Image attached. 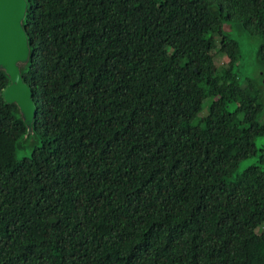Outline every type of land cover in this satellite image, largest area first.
Segmentation results:
<instances>
[{"label": "trees", "instance_id": "trees-1", "mask_svg": "<svg viewBox=\"0 0 264 264\" xmlns=\"http://www.w3.org/2000/svg\"><path fill=\"white\" fill-rule=\"evenodd\" d=\"M27 1L37 110L0 69V264H264V75L228 31L264 66V0Z\"/></svg>", "mask_w": 264, "mask_h": 264}, {"label": "water", "instance_id": "water-1", "mask_svg": "<svg viewBox=\"0 0 264 264\" xmlns=\"http://www.w3.org/2000/svg\"><path fill=\"white\" fill-rule=\"evenodd\" d=\"M27 7V0H0V69L5 70L11 79L4 90L5 100L19 106L25 122L31 127L37 109L34 92L21 70V64L28 61L31 51L23 25Z\"/></svg>", "mask_w": 264, "mask_h": 264}, {"label": "rangeland", "instance_id": "rangeland-1", "mask_svg": "<svg viewBox=\"0 0 264 264\" xmlns=\"http://www.w3.org/2000/svg\"><path fill=\"white\" fill-rule=\"evenodd\" d=\"M226 28H229L228 24L226 25ZM228 31L241 42L243 56L236 67V69L239 71L240 77L243 78L245 76H251L260 79L261 76L264 75V66L258 59V49L261 43L260 38L251 36L246 31H240L239 29L232 28L228 29ZM214 53L216 63L225 64L229 61V58L227 57L225 52L216 49ZM261 80L263 81L264 78H262ZM233 107L234 104L233 106H231V108ZM262 119H264V116L262 117ZM257 146L259 148L264 146V135L260 136L257 139ZM253 162L254 159L244 160L239 167V171L244 170Z\"/></svg>", "mask_w": 264, "mask_h": 264}]
</instances>
